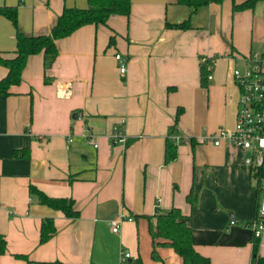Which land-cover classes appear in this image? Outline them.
<instances>
[{"label": "crops", "instance_id": "obj_1", "mask_svg": "<svg viewBox=\"0 0 264 264\" xmlns=\"http://www.w3.org/2000/svg\"><path fill=\"white\" fill-rule=\"evenodd\" d=\"M242 1L195 8L131 0L128 16L112 14L106 24H86L58 39L46 71L42 53L29 56L20 83L0 95V264H131L137 257L142 264H182L167 246L156 247L161 261L151 258L146 216L171 207L183 214L194 248L211 264H250L247 223L255 220L260 192L243 165L246 152L211 137L234 126L233 69L264 47V0L232 9ZM86 2L0 0V6H16L21 30L41 34L64 6ZM185 20L186 29L166 24ZM15 46V29L0 15V51L12 56ZM116 52L127 58L124 73ZM207 58L212 67L203 85L200 63ZM6 72L0 65V78ZM114 133L124 141L113 142ZM167 138L177 155L165 164ZM30 184L73 198L78 216L39 203ZM120 214L131 218L113 232L110 222ZM44 218L56 232L39 243ZM258 241L264 256V230ZM123 252L130 256L123 259Z\"/></svg>", "mask_w": 264, "mask_h": 264}, {"label": "trees", "instance_id": "obj_2", "mask_svg": "<svg viewBox=\"0 0 264 264\" xmlns=\"http://www.w3.org/2000/svg\"><path fill=\"white\" fill-rule=\"evenodd\" d=\"M222 0H177L182 4L193 7L206 5L209 2H220ZM257 0H244L240 3L233 2L232 9L235 11L253 8ZM131 0H87L85 7L64 6L57 16L56 22L49 33L25 34L18 23L16 6H0V15L9 19L15 29V49L12 56H4L0 51V65L7 69L6 74L0 78V95L11 93L10 88L18 85L21 81L22 71L27 64L29 56L42 53L43 68L46 71L55 60L58 49L56 41L69 36L79 27L86 24H106L107 19L112 14L128 16L130 13ZM169 27L186 29L190 27L189 21L180 23H166ZM114 35L109 37L108 44H113ZM212 59L207 58L200 63L201 84L205 85L207 77L211 71ZM50 77L45 76L44 82L49 83ZM181 111L178 109L175 121ZM177 155L176 144L167 138L164 146V163H169ZM29 193L36 197L41 204H45L55 210L61 211L67 217H77L78 210L74 206V199L71 197H52L43 191L29 185ZM155 218V222L151 218ZM149 220V233L152 239L151 258L161 261L156 247L167 246L181 257L182 264H211L208 256L198 252L192 243L191 228L185 221L183 214L177 207H171L167 211L156 209L152 216H146ZM257 218V215L255 219ZM253 222L247 223L252 225ZM56 232L55 225L51 218L42 219L39 227V243L46 242ZM252 252L250 264H264V256L258 253V238L251 235ZM5 251V240L0 236V253ZM16 257L25 258V255L16 254ZM131 264H142L139 257L130 260ZM39 264H46L40 262Z\"/></svg>", "mask_w": 264, "mask_h": 264}, {"label": "built area", "instance_id": "obj_3", "mask_svg": "<svg viewBox=\"0 0 264 264\" xmlns=\"http://www.w3.org/2000/svg\"><path fill=\"white\" fill-rule=\"evenodd\" d=\"M114 57L120 73H124L127 58L119 52ZM241 60V66L232 71L238 90L234 126L230 130L220 128L211 137L215 145L227 142L246 152L243 165L251 171L254 186L260 192L257 218L252 223L253 235L259 238L264 230V47L250 51ZM85 136H90L89 129L85 130ZM112 138L113 142L124 141L116 133ZM67 141H72L71 136ZM126 217L131 218L120 214L111 220V230L117 232L119 223ZM129 256L128 252L122 253L123 259Z\"/></svg>", "mask_w": 264, "mask_h": 264}, {"label": "rangeland", "instance_id": "obj_4", "mask_svg": "<svg viewBox=\"0 0 264 264\" xmlns=\"http://www.w3.org/2000/svg\"><path fill=\"white\" fill-rule=\"evenodd\" d=\"M260 49V48H259Z\"/></svg>", "mask_w": 264, "mask_h": 264}]
</instances>
